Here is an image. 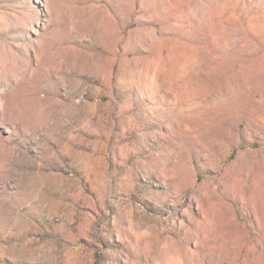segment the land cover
<instances>
[{
    "label": "rangeland",
    "instance_id": "374dc122",
    "mask_svg": "<svg viewBox=\"0 0 264 264\" xmlns=\"http://www.w3.org/2000/svg\"><path fill=\"white\" fill-rule=\"evenodd\" d=\"M0 264H264V0H0Z\"/></svg>",
    "mask_w": 264,
    "mask_h": 264
},
{
    "label": "bare ground",
    "instance_id": "6f19581e",
    "mask_svg": "<svg viewBox=\"0 0 264 264\" xmlns=\"http://www.w3.org/2000/svg\"><path fill=\"white\" fill-rule=\"evenodd\" d=\"M23 79H24V77H23V75H22V76L16 78L15 81H16V83H21V82L23 81ZM2 95H4V94H2Z\"/></svg>",
    "mask_w": 264,
    "mask_h": 264
}]
</instances>
